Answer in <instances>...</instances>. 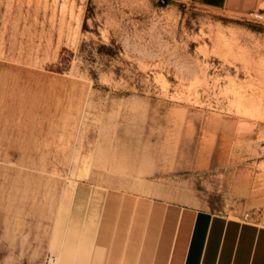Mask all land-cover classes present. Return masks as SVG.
I'll use <instances>...</instances> for the list:
<instances>
[{
  "label": "rangeland",
  "instance_id": "obj_1",
  "mask_svg": "<svg viewBox=\"0 0 264 264\" xmlns=\"http://www.w3.org/2000/svg\"><path fill=\"white\" fill-rule=\"evenodd\" d=\"M113 193L264 222V19L0 0V264H100Z\"/></svg>",
  "mask_w": 264,
  "mask_h": 264
},
{
  "label": "crops",
  "instance_id": "obj_2",
  "mask_svg": "<svg viewBox=\"0 0 264 264\" xmlns=\"http://www.w3.org/2000/svg\"><path fill=\"white\" fill-rule=\"evenodd\" d=\"M190 2L238 14L264 12V0ZM112 195L124 208L115 207V219L104 223L108 228L115 225V230L107 229L100 236L104 243L100 264H264V222L231 216L211 206L161 197L149 201L143 219V210L131 206L135 199L120 193ZM142 223L137 244L128 251L120 240L135 236V227Z\"/></svg>",
  "mask_w": 264,
  "mask_h": 264
},
{
  "label": "built area",
  "instance_id": "obj_3",
  "mask_svg": "<svg viewBox=\"0 0 264 264\" xmlns=\"http://www.w3.org/2000/svg\"><path fill=\"white\" fill-rule=\"evenodd\" d=\"M251 14L257 19H264V12L262 11H254Z\"/></svg>",
  "mask_w": 264,
  "mask_h": 264
},
{
  "label": "bare ground",
  "instance_id": "obj_4",
  "mask_svg": "<svg viewBox=\"0 0 264 264\" xmlns=\"http://www.w3.org/2000/svg\"><path fill=\"white\" fill-rule=\"evenodd\" d=\"M253 108V107H252ZM257 109V108H256ZM76 185V184H75ZM56 257V256H55ZM53 264H56V261L54 260Z\"/></svg>",
  "mask_w": 264,
  "mask_h": 264
}]
</instances>
